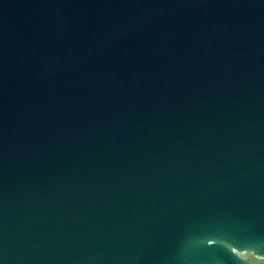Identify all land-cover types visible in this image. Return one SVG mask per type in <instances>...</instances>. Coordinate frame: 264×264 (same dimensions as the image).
Returning <instances> with one entry per match:
<instances>
[{"label": "water", "instance_id": "95a60500", "mask_svg": "<svg viewBox=\"0 0 264 264\" xmlns=\"http://www.w3.org/2000/svg\"><path fill=\"white\" fill-rule=\"evenodd\" d=\"M0 264H264V0H0Z\"/></svg>", "mask_w": 264, "mask_h": 264}]
</instances>
